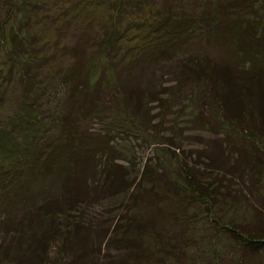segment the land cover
Instances as JSON below:
<instances>
[{
  "label": "trees",
  "instance_id": "1",
  "mask_svg": "<svg viewBox=\"0 0 264 264\" xmlns=\"http://www.w3.org/2000/svg\"><path fill=\"white\" fill-rule=\"evenodd\" d=\"M44 24L65 39L51 42L67 57L55 115ZM4 41L0 103L17 96L0 122V263L264 264V0H0ZM150 130L169 145L133 163L130 137ZM52 185L62 199L41 196ZM248 204L250 219L229 216ZM220 233L223 249L207 241Z\"/></svg>",
  "mask_w": 264,
  "mask_h": 264
},
{
  "label": "rangeland",
  "instance_id": "2",
  "mask_svg": "<svg viewBox=\"0 0 264 264\" xmlns=\"http://www.w3.org/2000/svg\"><path fill=\"white\" fill-rule=\"evenodd\" d=\"M96 8H97V10L94 9V13L91 15L96 16V17L102 16L103 15L102 12L104 11L103 8H101V9H99L100 7H96ZM92 24H93V26L95 25L94 21L92 22ZM4 27H5V34H7L11 28V25H10V23H6L4 25ZM36 33H38L37 35L41 37V40L43 42H45L44 46L46 47V49H45L46 53L52 52L53 48L57 50V53H55L53 55L50 54V56H48L47 62L44 65H42L40 73L42 74L41 79H43V82H46L45 83L46 87L43 90L44 95L41 97V101H44V104H42V106L44 107V110L48 113H51V114L54 113L55 109H56V112L59 113L63 110V106H62L63 101H61V95H62L61 91L63 88L61 87V85H59V82L55 79L54 68H55V65H57V64H62V67H63V62L66 61L67 57L64 58V55H62L61 53H58V52H60V50L58 48H56L55 44H53L51 42L54 38L58 39L60 42H64L65 39H64V37L63 38L56 37L57 35H56L55 29L52 25L45 26V24H44L43 28L38 29ZM2 43H5V45L2 46L1 45ZM129 46L135 47V45H133V44H130ZM4 47L5 48L9 47L8 42H5V41L0 42V80L2 79V77H4V74L9 75L10 79L14 78V76H15L14 68L12 67L9 70L10 61L5 56L6 54H5V48ZM59 57H60V60H59ZM149 70L150 69L147 66H145L146 77L149 75ZM129 72L130 71L126 70L125 68L122 69V72L120 73L121 78L120 79L118 78L121 81V83L122 82L129 83L130 79L136 74V69L134 70V74H133V71H131V73L133 74L132 76H129ZM16 84L18 86V82H16ZM110 87H108V89H107L108 95L113 94ZM15 90H16L15 88H14V90H8L7 93L3 95V98H1L3 102L0 103V122L9 116L8 114H10L12 112V110L15 106V103H13V100H12L15 95L17 96ZM105 101H106V99H105ZM149 106H152V104L150 103ZM54 115H55V113H54ZM48 117H50V115H48ZM125 120H126V122H125ZM90 123H91L90 119L87 118V119H85V121L82 125H84L85 127H88V126H93V128L96 127L95 130L99 129L98 124L92 125ZM150 123H151V125L153 124V122H150ZM121 124H122L121 127H127L128 126V117L127 116L124 117V121L121 122ZM139 128H140V126L136 123V126L135 127L133 126L132 131L138 132L136 130L140 131ZM51 131L53 133L52 136H54V138L56 140H59V138H60L59 134L61 131L60 126H52ZM150 131H151V133H153L155 135H151L150 132H146L145 138L140 136L139 134L136 136L130 137L131 143H133L135 145V149H134L135 154H134L133 159H132L133 163H139V160L141 158L143 159L144 157H146V155H149L151 153V149H150L149 145H152V144L155 145L156 140L159 139L160 141H163L162 145H165V147L169 145L168 140H170V139H168V138H170L169 137L170 133L168 134L167 132H162V134H164V135L160 136L161 132L156 133V132H153L152 130H150ZM191 139L194 140L196 138L193 137ZM147 140H149L150 142H147ZM189 145H191V148H193L195 144L192 143L190 140L188 141L186 138H184V140L181 144L182 147H180V148H183L184 150H186V147L189 148ZM157 152H158V149H157ZM142 163H143V160L140 161L139 165H142ZM171 165L173 167H175L173 164H171ZM65 185H68V184H64V186ZM263 187H264V176L262 175L261 196H264ZM65 194L66 193H63L62 190L54 188L52 185V191L47 190V188L45 187L41 193V196L48 197L50 199V201H52V200L57 201V198H55L56 196L61 198ZM26 195H27V193H26ZM36 195H37V193H36ZM26 201L28 202V200H26ZM23 202L24 201H21V203H23ZM170 206H172V205H170ZM154 208H153V210H154ZM136 211L139 215H141L142 213H146L145 208H143V207L140 209L136 208ZM162 211H164V210L159 209V211H155V212L153 211V213H154V215H156V213L162 214ZM227 212L229 213V216L233 217V219L235 221L243 222V221H246L252 217L253 209H252L251 205L248 204V207H245V205H244V207L241 206V207H238V209H236L235 207L228 208ZM171 220L172 219H170V221ZM201 225L203 227L201 229H204L203 232L205 235L211 233L210 226H209V228L204 226V225H209V224H205V223L201 222ZM210 225H212V224H210ZM21 227H26V226L21 225ZM71 235L74 236L72 234V232L70 233V236ZM224 235L227 236L225 233H220L218 235H212L208 238L207 241L208 242L214 241L215 246H220V248L223 249L222 245H224L225 240H226V237ZM78 244H80V242H78ZM52 254H55V252H51L49 256H51ZM67 255L68 254H67V249H66V254L63 255V256H65L64 258L66 261H67V257H66ZM63 256H61V259ZM245 259H247V257H245ZM263 263H264V261H263ZM0 264H7V263H6V261L5 262L2 261ZM247 264H249V263H247Z\"/></svg>",
  "mask_w": 264,
  "mask_h": 264
}]
</instances>
